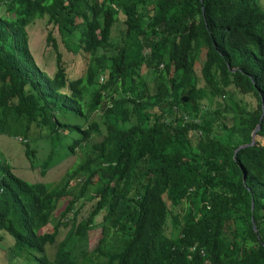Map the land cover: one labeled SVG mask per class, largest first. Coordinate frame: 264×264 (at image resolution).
<instances>
[{
    "label": "trees",
    "instance_id": "obj_1",
    "mask_svg": "<svg viewBox=\"0 0 264 264\" xmlns=\"http://www.w3.org/2000/svg\"><path fill=\"white\" fill-rule=\"evenodd\" d=\"M263 113L264 0H0V133L49 140L43 174L78 156L50 182L0 158V264H264Z\"/></svg>",
    "mask_w": 264,
    "mask_h": 264
},
{
    "label": "rangeland",
    "instance_id": "obj_2",
    "mask_svg": "<svg viewBox=\"0 0 264 264\" xmlns=\"http://www.w3.org/2000/svg\"><path fill=\"white\" fill-rule=\"evenodd\" d=\"M122 18V16H121ZM124 28L123 20L119 22L115 30V39L119 38V32ZM30 32V45L31 49L41 64V66L47 70L55 69V57L52 51L47 50L45 36L47 33L46 23L44 20H37L31 26H29ZM76 38L73 35L68 36V41L70 44H76ZM74 46V45H73ZM144 76L147 75V70H143ZM235 98H240V94L236 93ZM243 100L248 104L249 107L255 106L256 101L249 95L243 96ZM227 102L235 107V100L228 99ZM230 116L232 114H229ZM10 131L9 133H0V158L1 160L9 163L14 172L24 180L30 182H50L58 181L60 177L66 172V170L76 163L78 156L70 155L68 153L64 154H55L53 165L49 168L46 174L41 172V164L47 157L50 151V142L46 138L37 137L35 131H31L27 136L28 143H25L20 139L24 136V121H18L14 118L10 119ZM78 136V135H76ZM103 135H99L95 138V141L102 139ZM91 146V143L89 144ZM30 146L31 148H36L37 153L34 157H28L26 155V148ZM65 148H62L61 151L65 152ZM84 155V153L82 154ZM62 157L64 159H62ZM84 158V156H81ZM75 185V181L72 182ZM102 216L97 218V221H101ZM66 230V229H64ZM63 230V231H64ZM0 232V246L8 249L10 245L13 244V237L6 233V231ZM100 228H95L89 232L87 237L80 241L76 247L77 250H91L95 244L98 242L100 237ZM80 244V245H79ZM48 250L54 252L55 248L49 246Z\"/></svg>",
    "mask_w": 264,
    "mask_h": 264
},
{
    "label": "water",
    "instance_id": "obj_3",
    "mask_svg": "<svg viewBox=\"0 0 264 264\" xmlns=\"http://www.w3.org/2000/svg\"><path fill=\"white\" fill-rule=\"evenodd\" d=\"M183 99H184V101H187V100H188L187 97H184ZM263 116H264V113H263ZM261 120H262V118H261ZM260 127H261V125L259 124L258 127L256 128V130L254 131L252 142H251V143H247V144H243V145H241V146L239 147V149H241V148H245V147H247V146H249V145H253V144L255 143L256 132H257L258 129H260Z\"/></svg>",
    "mask_w": 264,
    "mask_h": 264
}]
</instances>
